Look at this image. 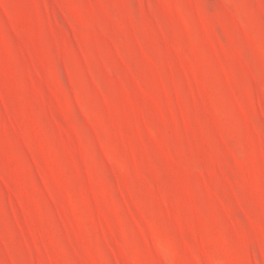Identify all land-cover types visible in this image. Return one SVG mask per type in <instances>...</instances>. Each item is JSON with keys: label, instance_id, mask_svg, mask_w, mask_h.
I'll return each mask as SVG.
<instances>
[{"label": "rangeland", "instance_id": "rangeland-1", "mask_svg": "<svg viewBox=\"0 0 264 264\" xmlns=\"http://www.w3.org/2000/svg\"><path fill=\"white\" fill-rule=\"evenodd\" d=\"M0 264H264V0H0Z\"/></svg>", "mask_w": 264, "mask_h": 264}]
</instances>
